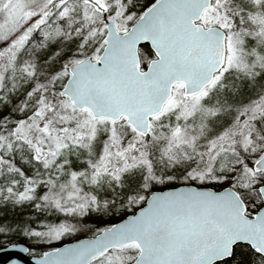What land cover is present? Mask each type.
<instances>
[{
  "label": "snow or ice",
  "instance_id": "6c2138e0",
  "mask_svg": "<svg viewBox=\"0 0 264 264\" xmlns=\"http://www.w3.org/2000/svg\"><path fill=\"white\" fill-rule=\"evenodd\" d=\"M0 249L264 264V0H0Z\"/></svg>",
  "mask_w": 264,
  "mask_h": 264
},
{
  "label": "water",
  "instance_id": "95a60500",
  "mask_svg": "<svg viewBox=\"0 0 264 264\" xmlns=\"http://www.w3.org/2000/svg\"><path fill=\"white\" fill-rule=\"evenodd\" d=\"M12 261L17 264H32V257L21 252L0 249V264H12Z\"/></svg>",
  "mask_w": 264,
  "mask_h": 264
}]
</instances>
